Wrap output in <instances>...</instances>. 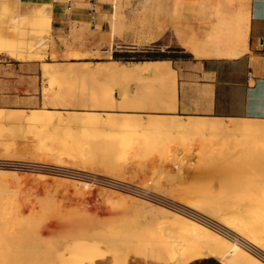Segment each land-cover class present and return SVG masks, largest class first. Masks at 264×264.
I'll list each match as a JSON object with an SVG mask.
<instances>
[{"label":"rangeland","instance_id":"obj_1","mask_svg":"<svg viewBox=\"0 0 264 264\" xmlns=\"http://www.w3.org/2000/svg\"><path fill=\"white\" fill-rule=\"evenodd\" d=\"M0 1V35L3 36L4 34V37L18 40L16 44L19 43L17 45L21 46L19 50L22 52H26L30 48V43L34 39V43L38 46L40 39L39 48L42 49L40 51L38 49L40 53L38 52V55L34 56L35 59L44 60L48 56V51L52 49L50 58L56 63V65L51 64L52 68L56 69L54 72L52 70L51 77H41L42 104H0V110L6 113L19 110L27 112L47 110L51 113H72L73 115L99 118H104L106 114L122 116L124 114H116L121 109L124 110L131 107L134 112H138L139 109L136 104L137 101L134 99L136 96H129L130 83L135 82L134 78L131 77L118 79V108L114 110L104 108L103 104L106 103L103 96L112 94L115 97V80L105 75H94L92 72L89 74V70L92 71L96 63L116 62L110 59V54L115 50L134 51L135 48H139L142 52H147L151 49H163L166 51V47H169V49L183 48L182 46L186 47L192 41L204 43L208 41L212 27L213 29L218 28L228 31L229 28L222 27L221 23L226 21V24H229L232 21L231 14L234 11L233 6L228 5L229 0H97L99 4H107L108 6L107 14L101 19L102 24L90 28L91 24L89 23L86 25L85 30H73L69 38H59V44L65 47V52L61 54L49 31L48 13L50 5H44L41 10L34 12L32 15L22 16L19 15L18 8L13 3L15 0ZM77 7L83 8L85 6L77 5ZM24 17L30 18L29 23H25L23 26L13 23ZM9 29H13L14 31H11L13 34L14 32L15 34L17 33V35H13ZM26 37L28 38L27 40ZM37 40L38 43L35 42ZM41 42L45 44L43 45ZM36 44L31 46L35 48ZM55 47L58 50L57 54L54 53ZM3 54L7 58H11L7 53ZM33 58H29V60ZM86 63L90 66L88 71L85 70L87 74L82 68ZM75 67L78 68L76 69ZM55 72H59V74H56L59 77L54 75ZM67 72L70 75V79L68 75L66 76ZM53 79L56 80L53 81L56 84L52 85ZM97 90L99 94L95 96L98 92ZM88 95L89 97H87ZM82 101L86 105L84 110H82L83 106L81 107ZM134 116L147 117L139 114H134ZM19 124L0 125V176L3 175L2 178L0 177V198L4 193L2 199L7 206L8 202H11L10 206L13 203V207L24 203L31 204L29 208L36 207L35 209L33 208V211L36 210L38 212L36 217L30 213L29 208L24 209L20 218L25 223L18 218L16 222L18 225H15L14 229L23 230L22 227L24 229L26 227L27 229L23 233L25 234L27 231L32 237L27 232L25 235L28 238L31 237L30 239L32 240L37 238L40 241L38 243L41 245H43L44 240H50L49 238H56L59 241L69 235L68 231L72 233L70 234L71 236L74 234L75 236H78V234L81 236L82 233L86 234L89 231L94 233V235L96 233L97 236L99 231L102 235V232L103 234L106 231L112 232L113 226H117L115 230L121 233L118 234V237L124 238L125 236V239H133L134 237H139L143 232L153 231L157 223H160L162 219L159 215V217H153L156 212H152L153 216L149 213L151 217L147 215L146 213L153 208L150 210V207L148 208L143 200L151 201L155 205H160L156 201L166 202L179 208L180 211L184 210V205L182 206V204L187 200H191V202L194 201V204L198 203L208 207H203L205 212L208 209V213L210 210L213 212L212 208H215L216 204L211 196L213 195L212 189L218 187L217 183H215L216 180H213V167L227 159L230 160L228 162H231L229 169L232 172L234 171L235 175L238 173L240 176L243 175L249 178L253 174V177H255L262 176L259 173H264L263 155L250 156L248 153H243L238 157L239 159H230L233 155L231 153H234L235 148L232 149L229 143L221 144L220 137L213 135L190 137L168 133V136H165L167 132H153L152 134H155L154 137L151 133L150 135L146 133V136L138 134L137 138L141 135L144 138L141 141L140 137V140L135 142V137H133L134 142L137 145L139 143L141 147L136 151L134 146H132L134 147L133 150L131 145L130 147L124 146L127 142L123 139H126L125 137H128V135L123 134L122 136L121 133L120 136H122L123 141L119 138H116L118 139L116 140L114 137H117L119 133L116 135L115 131L106 127L101 128V126L91 125L92 127L86 126L88 129L79 127L81 130H78V128H59L55 126L53 129L55 128L56 131L52 132L53 129H51L39 133L32 131L26 123L21 122L22 126H19ZM23 128L25 129L23 130ZM77 130L82 133H78ZM57 131L58 135H56ZM59 132L63 136L60 137ZM39 135H42L47 143L55 141L56 137L59 143L62 140L67 141L66 145L69 147V152L67 151L66 156L64 155V158H61L63 159V162L61 160V163H63L61 166H57L59 162L49 157L45 152L46 150L38 148V143L36 142L40 140ZM29 137H32V139L30 140ZM113 138L116 144H121L124 148L121 146V149L119 145L115 146ZM44 139L41 137V140ZM58 140L56 141L57 143ZM54 141L52 143H55ZM135 143L133 144L135 145ZM109 145L112 146L111 148L114 146V148H117L115 149L119 153L117 156L111 152L114 148L109 150ZM127 151L128 155H126ZM239 161L241 162L239 163ZM74 164L78 166L76 167ZM256 170L257 172H255ZM242 172L243 174H241ZM239 175L236 177H240ZM262 177H264V174ZM114 186L119 188H114ZM118 192L119 194H124L123 196L125 197L128 196L126 197L128 201L122 195L119 196ZM208 193H211V195H208ZM9 195H11L10 198ZM240 198H243L242 195ZM178 199L183 203L176 206ZM146 208L149 210H146ZM45 209L49 211V215ZM27 212L29 215H27ZM212 212V215L209 213L201 217L184 211V213L192 214L197 219L213 226L212 223L206 220L209 217L210 219L213 217ZM44 213L49 217V219L46 217L47 221H45ZM50 216L54 217V219ZM29 217L33 219L29 220ZM37 217H40V219ZM24 219L29 220L34 225V228H32L30 223H26ZM155 220H158V222H155ZM18 222L21 226L23 224V226L21 227ZM134 222L140 223L137 230ZM41 223H43L42 226L40 225ZM124 223L127 227L129 226V229L126 226L123 227ZM147 224L151 226L148 227ZM120 226L122 229H118ZM0 229L3 230V227H0ZM36 231L39 232L37 233ZM60 232L66 233L64 234L66 236ZM140 232L142 233L140 234ZM36 233L38 234L37 236ZM135 233H139V235L137 236ZM79 239L82 238L62 242L56 253L66 244ZM154 249L160 250L156 247ZM120 250L117 251L118 253L107 250L112 255L114 264H123L126 258L124 257L122 261L116 263L125 254L123 250ZM160 251L163 253L162 250ZM126 254L128 258H132L134 255L133 251ZM192 257L190 254L186 259L189 260ZM206 258H209V256L195 260ZM212 258L214 259V257ZM37 261L34 264H46L42 259L39 260L40 262ZM171 263L174 264L173 262Z\"/></svg>","mask_w":264,"mask_h":264},{"label":"bare ground","instance_id":"obj_2","mask_svg":"<svg viewBox=\"0 0 264 264\" xmlns=\"http://www.w3.org/2000/svg\"><path fill=\"white\" fill-rule=\"evenodd\" d=\"M244 1H245L244 2L245 11L249 10V8H250L249 1L248 0H244ZM29 20H30V18L24 17V18H21L19 21H17V20L14 21L13 23L15 25L23 26V24L25 25V23H29ZM11 30H13V29H11ZM11 33L13 34L12 31H11ZM14 34H15V32H14ZM16 35H17V33L15 34V36ZM27 39L28 38L26 37V40ZM23 40L25 41V39H23ZM34 40H33V42L31 41V43L29 41V43L31 45L36 44V43H34ZM16 41H18V40H15L14 38H11V37H4V34H3V36L0 35V53H7L11 58H13L17 61L18 60L19 61H27V60H29V58H33L34 56L36 57L38 55L37 53L42 49V48H39L40 39H39L38 46L36 44V46L34 48V46L30 45V48L27 49L26 52H22L19 50L21 48V46H18L17 44H19V43L16 44ZM35 42L38 43V40ZM41 44H43V42H41ZM38 49H39V51H38ZM35 57L33 59H35ZM36 59H38V58H36ZM165 65L166 64H164V65H156V64L152 65V64H150V65L141 66L138 64H133V65L126 66V65H121L117 62L96 63L93 70L92 71L89 70L88 73L91 74V72H92V74H94V75H105V76L110 77L114 80L115 79L118 80L119 78H128V77H131V78L140 77V78H148L149 79V77H152L154 75L155 76L161 75V77H162V75H165V78L167 76L170 77L171 83L174 84V73L173 72H171L167 68L166 72L162 73L161 68H163ZM52 67L53 66L49 63H44L41 65L40 69H41L42 78H47L54 72V70L56 71V69L55 68L53 69ZM82 68H83L84 72H86V74H87V71H88V69H90V66L88 63H86L85 65L82 66ZM52 70H53V72H52ZM85 70H87V71H85ZM75 72H76V70H75ZM56 74H59V72L54 73V75H56ZM67 75H68V78L70 79V75L68 74V72H67L66 76ZM71 75H73V74H71ZM88 75H87V77L89 78L90 75L89 76ZM56 76L59 77L58 75H56ZM91 77H92V75H91ZM73 78H74V76H73ZM152 78H154V77H152ZM162 79H163V77H162ZM53 81H56V80H54V79L52 80V85L55 83ZM144 82H146V81H144ZM169 83L170 82H168V84L166 83L167 84L166 86L171 85ZM165 87L163 89H165ZM126 88H127V86H126ZM169 88H170V86H169ZM174 88L172 87V90ZM103 92H105V91H103ZM141 93L143 95L144 92H141ZM98 94H99V91L95 94V96L96 95L98 96ZM89 95L87 97H89ZM130 95H132V94H130ZM103 97H104V102L106 103V104H103L105 109L114 110V109L118 108L117 100L115 99V97L112 94L104 95ZM172 98H174L173 95H172ZM134 99H136V98H134ZM83 100H85V99H83ZM136 100H138V99H136ZM85 101H87V100H85ZM91 101H93V100H91ZM82 103H83V101H82ZM82 106H83L82 110H84L86 105H84V103H83L81 105V107ZM87 106H89V105H87ZM100 108H101V106H100ZM21 122L26 123V125H28V127L31 128L32 131H36L39 133L51 130L55 126H58L59 128H61V127H63V128H76V129L78 128V130H81L80 128H84V127L86 128V126H91V125L101 126V128L102 127L110 128V130L115 131L116 135L119 133L117 135V137H114L115 139L119 138L122 140L123 134L128 135V137L127 136L125 137L126 139H123L127 142L128 145L124 141V143H125L124 146L126 145V146L130 147V145H131V149L133 150V148L135 147L134 149L136 151L140 147L139 143H138V145L135 143V142H137L136 140H140V137H141V141H142L144 136L147 135L146 133H148L150 135V133L152 134L153 132L154 133H164V132L166 133L167 132L166 133L167 135L165 134V136H168V133H171V134H175L176 136L182 135V136H190V137L191 136L192 137L193 136H199V135H201L203 137L213 135V136L220 137L219 140H220L221 144L229 143L231 145L232 149L235 148L234 153H231L233 155L230 159H239L238 157H240L243 153H248V154H250V156L260 154L261 156L263 155L262 158H264V121H260V120L222 119V118H213V117L212 118H202V117H185V118L183 117L182 118L179 116H150V115L147 116L146 118H142V117H136V116L131 115V114H124L122 116L111 115V114L107 115L106 114V116L104 118H99V117H88V116H82V115H73L72 113H51L47 110H32L29 112L24 111V110H19V111H12V112L10 111L9 113H6L3 110H0V125H10V124L11 125H17V123H20L19 124V126H20ZM94 126H93V129H94ZM58 127H57V130H58ZM24 129L25 128H23V130ZM86 129H88V127ZM15 130H16V128H15ZM78 130H77V132H78ZM53 131H56L55 128L52 130V132ZM80 133H82V132H80ZM121 133H122V136H120ZM138 134H142L144 136L141 135L137 138L136 136H138ZM56 135H58V131H57ZM152 135L154 136L155 134H152ZM59 136L61 137L63 135H61V133H60ZM118 136H120V137H118ZM172 136H171V138H173ZM32 137L31 138L29 137L30 140L32 139ZM41 137L44 139V137L41 135L39 138L40 140H38L36 142V143H38V148L46 150L45 152L49 157H51L53 160H57L59 162V164L57 166H59V165L61 166L63 164V163H61V160L63 162V159H61V158H64V155L67 154V151L69 152V147L66 145L67 141L65 142V140L64 141L62 140L63 143H62V141H60L62 143L61 144V143H59V140L56 137V139L58 140V143L56 142L57 141L56 139H55V141L53 139H51L55 143H52L53 141H51L50 142L51 144H50L49 142L47 143L45 139H44L45 141L41 140ZM74 137H75V135H74ZM133 137H135V142L133 140ZM114 138H113V141L115 140ZM49 139H50V137H49ZM116 140H118V139H116ZM197 140H199V139H197ZM141 141H138V142L142 143ZM64 142H65V144H64ZM131 143L132 144L135 143V145H137V146H135L134 144L132 145ZM214 143H216V142H214ZM113 144H116L115 141L113 142ZM117 145H119L120 147L121 146L123 147V145L118 144V143L115 146H117ZM132 146H134V147H132ZM111 147L112 146L109 147V150H112L114 148V147L113 148H111ZM122 147H121V149H122ZM228 148H229V146H228ZM115 149H117V148H114L113 151H111V152H113V155L117 156V154H119V153H117V151ZM121 149H120V152L122 153ZM126 149H127V147H126ZM126 153H127L126 155H128V151ZM135 153H133V154H135ZM133 158H135V157H133ZM39 159H41V158H39ZM228 160L229 159L225 160L224 162H220V163L216 164L215 167H213V180H216L215 183H217L218 187L215 188L217 190H215L214 188L212 189L213 195H211V193H208V195L210 194L213 197V202L216 204V207L212 208L213 212L211 210L209 212L210 215H212L211 212L213 213V217L211 216L212 217L211 219L209 217L210 220L206 219L210 223H212L213 226L205 223L204 221L197 219L192 214L184 213V211H187L189 213L191 212V213H194L195 215H198L201 217H203L205 214H209L207 212L209 209L206 210V212H205V208H208V207L202 206L201 204H198V203L194 204V201L191 202V200L190 201L187 200L185 203H183L180 201V199H178L176 201V203H177L176 206L177 205L179 206L182 203H183L182 206L184 205V210L180 211L179 208L172 206L166 202L154 200L160 204V205H155L151 201L143 200L144 203L147 205V207L148 208L150 207L149 208L150 210L152 208L154 209V210L152 209L153 211L151 210L150 212L147 211L148 213H146V214L149 215V213H151V215L153 216L152 212H156L155 216H153V217H159L160 216L162 221L160 223H157L156 228H154L155 230H153V231L148 230L149 232H147V233L143 232V234H141L142 232H140L141 235H139V233H135V234H137V236L139 235V237L135 238L133 236L134 237L133 239H125V236H124V238L118 237V234H121V233H118V231L115 230V228L117 226L116 227L113 226V228H114L113 230H115V231H113L112 229H111L112 232L106 231L107 233L106 232L105 233L107 235L105 233H104L105 234L104 235L103 232L101 235L100 231H99L98 235L96 236V233L94 235V233H90V231H89L86 234L82 233L81 236H80V234H78V236L77 235L75 236V234L73 236H71L70 234H72V233L68 231L69 235L66 236V235H64L66 233L63 234L60 232L61 234H63L66 237H64L62 235L64 238H61L59 241L56 238H49L50 240H46V241L44 240V243L42 242L43 245H41L38 243L40 241L37 238L33 239V240L30 239L32 236L27 231L26 232L31 237L28 238L25 235L27 233L26 232H25V234L23 233V231L27 229L26 227H25V229H24V227H22L23 224L21 226L20 223L18 222L19 225L23 228V230H21L19 228L14 229V226L18 225V224H16L17 219L18 218L20 220L22 219L20 217H22L23 210L28 209L31 204L28 205V204L24 203V204L19 205L17 203L18 205H16V203L14 202L16 206L13 207V203H12V206H10L11 202H8L9 204L7 206V204L3 203L2 195H4V193L1 192L3 194L1 195V198H0V227L1 228L3 227V230L0 229V263L1 264H4V263H6V264H34V262L36 260L39 261L40 259H42L46 264H51V260L54 256V254L56 253V251L58 250V248L60 247L62 242H66L68 240L77 239V238H82V239H85V238L88 239L89 238V239L97 241V243L103 245L109 252L118 253L117 252L118 250H120V249H121L120 251L123 250L125 252L124 256L120 257V259L117 258L119 261H117L116 263H119L120 261H122L123 258L126 257V255H127L126 253H129L131 251H135L138 248H141V247H143V248H155L156 247V248H159L160 250H162L163 253L169 258V261L173 262L174 264H187L188 262H191L192 260H195L197 258H201L204 256L214 257L221 264H264V177H262L264 173H261V174L259 173V175H262V176H255V177H253L254 176V174H253V175H251L252 177H249V178L247 176H246L247 177L246 178L243 175L240 176L238 173H236L237 175L240 176V177H236L237 175H235V172L233 171L234 172L233 173L229 169L231 162H228ZM41 161H43V160H41ZM240 162L241 161H239V163ZM232 163H233V160H232ZM55 164H57V163H55ZM74 165L76 166V164H74ZM235 166H233V167H235ZM255 172H257V170ZM2 173H5V172H2ZM241 174H243V172ZM2 176L3 175H1L0 177L2 178ZM3 185H5V184H3ZM63 186H64V184H63ZM115 187L116 186H114V188ZM116 188H119V187H116ZM187 191H189V190H187ZM118 194H119V192H118ZM120 195H122V194H119V196ZM187 195H189V194H187ZM239 195L240 196L242 195L243 198H240ZM211 196H209V197H211ZM10 197H11V195H9V198ZM123 197H125V196H123ZM126 197H128V196H126ZM126 197L124 199H126ZM6 198H8V197H6ZM13 198H15V197H13ZM126 200L128 201V198ZM181 200H182V198H181ZM192 200H194V199H192ZM131 205H132V202H131ZM208 206H209V204H208ZM41 207H43V206H41ZM41 207H39V208L37 207V208L40 209ZM203 207H205V208L203 209ZM33 208L34 207L29 208L30 213L34 214L36 217V213H38V212H36V210L33 211ZM43 208H45V207H43ZM148 208H146V210H149ZM48 210H49V208H48ZM41 211H44V210H41ZM45 211H47V210L45 209ZM49 211H47V214ZM39 214H41V213H39ZM51 214H52V211H51ZM55 214H56V212H55ZM27 215H29L28 212H27ZM27 215H25V216H27ZM48 215L45 214V219H46V217H48ZM151 215H149V216L151 217ZM42 216H41V218L43 219L44 216L43 217ZM32 217H34V216L32 215ZM31 218L29 220H31ZM37 218L40 219V217H37ZM27 219H24L26 221V223H30V221ZM48 219H49V217H48ZM52 219H54V217ZM133 220H136V219H133ZM38 221H36V222H38ZM45 221H47V219ZM49 221H52V220H49ZM156 221L158 222V220H155V222ZM22 222H23V219H22ZM23 223H25V222H23ZM36 224H38V223H36ZM42 224L43 223H41L40 225L42 226ZM139 224H138V222H134V226H136L135 227L136 230L139 228L138 227ZM30 225H32V224L30 223ZM33 226L34 225H32V228H34ZM36 226H35L36 229H37V227H40V226H37V227ZM125 226L127 227V225H125V223H124L123 227H125ZM147 226H148V224H147ZM149 226H151V225H149ZM153 226H155V225L153 224ZM153 226H152V228H153ZM119 228H121V226L118 227V229ZM165 228H167V229H165ZM127 229H129V226L127 227ZM148 229H150V228H148ZM60 230H61V228H60ZM124 230H126V229L124 228ZM66 231H67V229H66ZM30 232L32 233L31 230H30ZM37 233H36V236L38 235ZM132 235H133V233H132ZM42 240H43V238H42ZM190 254L193 257L191 259L187 260L186 258ZM113 255L116 256L115 253H113ZM38 258H40V259H38Z\"/></svg>","mask_w":264,"mask_h":264},{"label":"crops","instance_id":"obj_3","mask_svg":"<svg viewBox=\"0 0 264 264\" xmlns=\"http://www.w3.org/2000/svg\"><path fill=\"white\" fill-rule=\"evenodd\" d=\"M248 1L250 8L245 11L244 0H229L228 5L234 9L232 21L221 23L222 27L229 28L228 31L212 27L209 39L204 43L192 41L186 47L181 45L185 49L166 47V51L142 52L139 48L113 51L110 54L112 61L141 66L166 64L161 68L162 73L167 68L174 73V84L165 75H162L163 79L161 75L149 79L134 78L129 96H136L139 110L134 112L130 107L116 114L264 121V0ZM13 3L22 16L32 15L44 5H50L49 31L61 54L65 47L59 44V38H69L73 30H85L89 23L90 28L102 24L101 19L108 12L107 4H99L97 0H15ZM57 47L54 49L56 54ZM51 53L52 49L44 60L27 61H17L0 53V104H42L40 67L42 63L56 65L50 58ZM127 54H133L140 61L127 62ZM117 82L115 79V99L118 101ZM168 82L170 88L166 86ZM133 253L132 258L126 256L123 264H172L154 248H140ZM214 259H198L188 264L220 263ZM51 264H114V260L103 245L90 239H79L63 246Z\"/></svg>","mask_w":264,"mask_h":264},{"label":"trees","instance_id":"obj_4","mask_svg":"<svg viewBox=\"0 0 264 264\" xmlns=\"http://www.w3.org/2000/svg\"><path fill=\"white\" fill-rule=\"evenodd\" d=\"M133 54H127L126 57H127V62H137V61H140V60H136L135 57L132 56ZM115 54H113V58H115Z\"/></svg>","mask_w":264,"mask_h":264},{"label":"built area","instance_id":"obj_5","mask_svg":"<svg viewBox=\"0 0 264 264\" xmlns=\"http://www.w3.org/2000/svg\"><path fill=\"white\" fill-rule=\"evenodd\" d=\"M92 24H93V22H92Z\"/></svg>","mask_w":264,"mask_h":264}]
</instances>
